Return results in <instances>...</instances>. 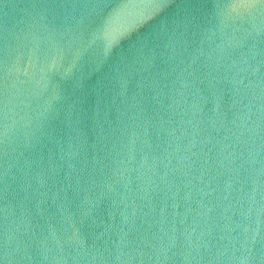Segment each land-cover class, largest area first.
<instances>
[{"label": "water", "instance_id": "1", "mask_svg": "<svg viewBox=\"0 0 264 264\" xmlns=\"http://www.w3.org/2000/svg\"><path fill=\"white\" fill-rule=\"evenodd\" d=\"M0 264H264V0H0Z\"/></svg>", "mask_w": 264, "mask_h": 264}]
</instances>
